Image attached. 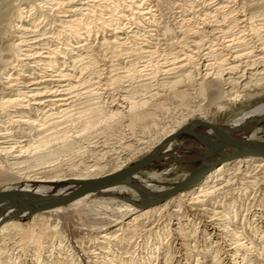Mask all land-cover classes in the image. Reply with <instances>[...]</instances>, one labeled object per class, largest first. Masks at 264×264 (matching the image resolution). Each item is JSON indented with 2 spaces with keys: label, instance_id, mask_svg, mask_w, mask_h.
I'll return each instance as SVG.
<instances>
[{
  "label": "bare ground",
  "instance_id": "bare-ground-1",
  "mask_svg": "<svg viewBox=\"0 0 264 264\" xmlns=\"http://www.w3.org/2000/svg\"><path fill=\"white\" fill-rule=\"evenodd\" d=\"M80 1L0 0V186L4 185L0 191V264H264V143L243 139L234 130L233 137L232 130L229 133L232 127L190 123L187 118L205 113L204 105L196 103L198 99L208 100L206 108L216 104L222 109L227 100L264 93V13L260 14L259 28H249L257 35L224 39L218 44L220 48L204 53L202 41H195L197 50L186 53L187 63L179 64V56L158 63L161 81H139V89L115 102L111 100L110 105L100 90L88 95L91 98L82 104H75L76 95L69 97L67 93L66 97V93H57L60 91L47 84L44 90L38 86L42 81L37 78H29L32 81L28 82L25 72L33 62L41 65L44 61L50 66L57 62L56 56L42 58L37 50L36 45L48 41L45 32L42 37L37 34L43 24L41 17L50 19L59 17L58 13H70L60 20L66 36L74 37L81 36L90 14L98 17L96 8L102 3L87 7ZM119 1L122 3L114 5L116 11L122 5L125 12L131 10L137 18L150 19L154 14L138 0ZM218 4L206 12V18L222 10V2ZM124 16L129 17L118 15V20ZM112 21L103 19L102 23L110 28ZM117 24L111 30L118 44H123L119 34L133 32L127 35L136 36V31H125ZM62 34L64 31L57 35ZM79 40L77 43L81 37ZM12 69L19 71L20 77L15 75L18 82H12ZM60 76L58 79L65 77ZM6 88L13 94L5 95ZM79 93L77 100L82 97ZM177 100L188 106V111L165 125L161 114ZM250 116L248 126L253 127L264 119V106L254 109ZM184 132L205 144L206 149L201 151L204 155L196 157L201 159V165L172 189L152 190L140 185L134 175L154 162L169 158L193 161L185 160V155L176 157L177 149L171 147V141ZM96 133L115 134L121 144H97L98 151L80 144L83 138ZM170 147L171 152L160 155ZM88 152H96L95 159L99 161L79 172L64 169L71 158L66 157L68 153L80 157ZM141 155L144 156L134 163L139 167L126 171L130 168L126 165ZM104 161L105 165H97ZM111 174L116 175L114 181L69 203L33 210L35 205L63 198L84 181ZM22 181L21 186H14ZM123 193L135 198L121 196ZM97 205L105 211L95 209ZM27 216H32V221L23 223L20 219ZM100 222L103 224L95 229ZM176 240L181 241L177 246Z\"/></svg>",
  "mask_w": 264,
  "mask_h": 264
},
{
  "label": "rangeland",
  "instance_id": "rangeland-1",
  "mask_svg": "<svg viewBox=\"0 0 264 264\" xmlns=\"http://www.w3.org/2000/svg\"><path fill=\"white\" fill-rule=\"evenodd\" d=\"M81 2L86 3L84 5L87 7L89 4L102 3L103 5H100L98 7L96 6L97 7L96 9L98 10L97 11L98 17L97 16L92 17L91 14L89 15L90 18H87L88 21L84 25V28L81 30L80 33L81 36L79 37H74L71 34H67L66 36V32L64 30V24L60 19L67 18L66 15L69 16L70 13H58L59 17L56 16L50 19H45V17H41V21L43 22V24L42 27L40 28L41 30L37 32V34L41 35L40 37H42V34L45 32L47 37L46 40L48 41H45L47 44H43V45L39 44V46L36 45L38 47L37 50L43 56L42 58H45V56L48 55L50 56V54L56 56L57 62L53 63L52 66H50L49 63H45L44 61L41 62V65L40 63L37 65L36 63L33 62L32 64L28 65V67H26V72H25V75H28L25 76V78L28 79L37 78V80L42 81L38 86H43L44 90L47 89V87L48 88L51 87L53 88L52 90L55 89L57 91L58 90L60 91L57 93H62V94L66 93L65 96L68 95L67 93H69L68 95L69 97L70 95L71 96L76 95V98L74 97L76 99L75 104L77 103L82 104L88 98H91L88 95L93 94L95 91H97L95 93H98V91L100 90L99 93L101 94L103 93L104 101L106 100L105 102H108L110 105L112 101L115 102L116 101L115 99L119 98L120 96L127 95L130 92L139 89V85L141 83L154 81V80L155 82L161 81L163 76L162 75L157 76L160 75L158 63L165 62L166 58L172 59L174 56H179V64L187 63L188 59L185 58L186 53H190V50L192 49L197 50L196 45L194 44L195 41H202L203 44L202 52L204 53L206 51H210L211 48L214 49L220 48L219 47L220 45L218 44L225 42V40L226 41L238 40L239 37L249 38L250 33L253 36L257 35V33H255L256 30H251L249 28L251 27L254 28V26L259 28V26L257 25L260 23L259 19L262 18L260 14L262 12L264 13V0H138L139 4L143 5L144 7H149L154 12L153 16H151L150 19H142V18H137V15H135L131 10L125 12L126 10H124V7H122V5L120 6V8H117L116 11V8L114 7V5H116V2L120 4L122 3L119 0H82L79 3ZM220 2H222L223 4L222 10L213 11L212 16H207L208 18H206L205 15L206 12H208V10L209 11L214 10L216 7H218L219 5L218 3ZM101 13H103L101 16L102 19H100ZM124 14L129 15V17L124 16L121 20H118V15L120 16ZM250 16L253 17L255 16L252 19V21L251 19H248L249 21L247 20L246 22H241L242 19H245L246 17H250ZM204 18L206 20H204ZM103 19H107V23L108 22L111 23V21L113 20L112 21V23H114V25H112L113 27L115 25L117 26L118 25L117 23H119L120 24L119 26L124 27L125 31H130V30L136 31V36L135 37L129 36L132 35L133 32H129V33L124 32L122 34H119L120 36L122 35L123 37L121 38V42H123L124 45L118 44L114 37V31L111 30L113 27L109 28L108 26L106 27V25L104 26V24L102 23ZM238 21H240V23ZM167 28H170L171 31L167 32L166 31ZM61 31H64V34H62L59 37L57 34L60 33ZM252 31L254 33H252ZM34 34L35 33H33L32 35ZM37 34H35L34 36H36ZM80 37H81V42L77 43ZM105 37L106 38L108 37L107 40L105 39ZM67 38L69 41L67 40ZM105 42L108 43L109 46ZM76 46L79 48H74ZM60 49L63 51V53H56ZM81 55H83V57H81ZM206 58L208 59L207 56ZM59 67L61 68L62 71L60 70ZM66 68L68 69V71ZM41 69H43V72L41 71ZM57 69H59L60 72ZM11 72L14 74V79L12 80V82L14 81L18 82L19 80L17 78L20 77L18 74L19 71L16 69H12ZM41 72L43 73V76ZM56 72L59 73L57 74ZM60 73L64 74L65 77H62V79L61 78L58 79V76L59 77L63 76V75L60 76ZM69 74L71 76H68ZM15 75L18 77H16ZM53 76L55 77V79ZM47 78H49V80H47ZM30 79L28 80V82L32 81V80L30 81ZM88 79H90V81ZM66 80H67V84H66ZM81 81L83 82V85ZM75 83L78 84L79 88H77L78 86L76 87L77 84ZM46 84L47 87H45ZM71 84H73V86ZM69 87H70V91L67 90V88ZM74 87L76 89H74ZM88 88L89 90H87L88 91L87 92L86 89ZM72 89L75 93L73 91L71 92ZM6 90L4 93L5 95L13 94L14 92L10 88H6ZM78 91H80V93ZM76 92H78L80 96L82 95L80 100H77L78 93ZM73 93L74 95H72ZM111 96L113 97L111 98ZM200 100L198 99L196 103L203 104L204 105L203 107L206 111L205 110L203 111V113L205 112L204 114L202 113H196L193 115L191 114L189 117H187L190 123L200 121V122H209L216 125L225 126L228 127L229 129L232 127L233 129L231 128L229 130V133L232 130L230 134L233 137H235L234 135H236L234 134L235 131L237 134L238 132L239 134L241 133L240 136L243 139L264 143V119L256 121V124H254L253 127L248 126L251 124L250 120L252 119L251 118L252 116L250 115L252 114V111H254V109L256 110V108L264 106V93L253 96H247V97L241 96L238 98L227 100L224 108L222 109H219L216 106V104L206 108L205 106H208L207 105L208 100L207 99L206 100L200 99ZM171 102L172 101H170V103ZM169 108L170 109L168 111H163L164 113H162L160 117L161 121H165L166 123L165 125H169L172 118L176 117L177 115L179 116L181 112L186 113L188 111V106H184L180 104L179 101L170 104ZM241 120L245 123V125L244 123H241ZM74 134L77 135V132H74ZM105 135L106 134L96 133V135L94 134L90 137H86L83 139L80 136V140L81 139L83 140L80 141L81 142L80 144L82 145L86 144L88 146H91L89 148L95 149L96 151L100 149L97 144L102 145L105 144L104 142H107L108 145L110 146L112 144L113 145L121 144L118 142L119 138H117L118 137L117 135L115 134L109 136L107 135L105 136ZM96 137L97 139H95ZM86 139L88 140V142L86 141ZM92 146L95 147L92 148ZM171 147L173 149H177L176 157L181 158L180 156L185 155L183 156L184 158L186 157L185 160L192 159L193 161L177 162L175 158H169L170 159V160L168 159L169 162L168 160L165 161L162 160L163 162L161 163L154 162L150 166L146 167L142 172L138 173L136 176L134 175L135 177L134 179H137V181L140 180L139 182L140 185L149 189H152L153 187L155 190H162V189L165 190L169 188L172 189L175 185L181 182L182 179H184L190 173H193L196 170V168L199 165H201L202 162L201 159H196V157L198 158L199 156H203L204 154L201 151L206 149L205 144L200 142L197 137L186 132L179 134L175 139H173L171 141ZM171 147L165 149L166 152L161 153L160 155L164 156L165 153L171 152ZM86 149L88 148L86 147ZM95 153L96 152H88L80 157L72 156L70 153H68L66 157L68 158L71 157V158L70 161H68L67 164L64 165V169L66 168L65 170H67V172H69L70 169L72 170V172H79L83 170V168L85 169L87 165L90 164L93 165L94 163H97L99 160L96 162ZM192 155L193 157H190ZM143 156L141 155L136 157L135 159L130 161L125 168L131 166L135 162H138ZM105 164L106 163L104 161L97 165H105ZM107 169H109V167H107L103 171H107ZM24 182L25 181L19 183L17 182L16 184H14V186L16 185L17 187L21 186ZM3 188L4 185L0 186V191ZM188 188H186L185 190H187ZM261 195L262 194H260V196ZM121 196L127 198H135L132 195L130 194L127 195L125 193H123ZM99 197L100 196H97L96 198ZM138 197H140L138 198L139 201H142L141 196ZM110 204L114 205L115 203L109 202V205ZM94 208L102 210L100 205L94 206ZM102 211L104 212L105 208ZM31 219L32 216H27L20 220L23 223H28L32 221ZM102 224L103 222H100L94 228L99 229ZM248 228L249 226L247 227V229ZM117 234L118 235L122 234V232H117ZM251 238H253V236H251ZM176 242L177 243L175 245L177 246V244L181 241L176 240ZM210 247L211 246L206 247V251L210 250ZM101 250L105 251V249L103 248H101ZM175 250L177 254L178 249L176 247ZM97 251L99 253H102L99 251V249ZM53 252H55V250H53ZM209 258L212 257L209 256Z\"/></svg>",
  "mask_w": 264,
  "mask_h": 264
},
{
  "label": "water",
  "instance_id": "water-1",
  "mask_svg": "<svg viewBox=\"0 0 264 264\" xmlns=\"http://www.w3.org/2000/svg\"><path fill=\"white\" fill-rule=\"evenodd\" d=\"M238 146H240V145H238ZM139 165H140L139 163H136V164L130 166V168L127 169L126 171H128L130 169H137L139 167ZM121 172L122 173H120V174H125L126 173L125 171L124 172L121 171ZM115 177H116V175H112L111 174V175L106 176V177L84 181V182H82V184L78 188H76L75 190H73L71 193L67 194L63 198L56 200L54 203L49 202L46 205H41V204H39L38 206L35 205L34 206L35 208H33V210L34 211H38V210H42V209H45V208H50V207H52L54 205H57V204L69 203L70 201L74 200L75 198H77V197H79V196H81L83 194H86L88 192L97 190L98 188H100V187H102V186L114 181Z\"/></svg>",
  "mask_w": 264,
  "mask_h": 264
}]
</instances>
